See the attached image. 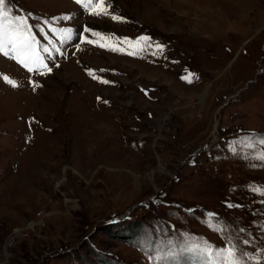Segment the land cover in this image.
<instances>
[{"label": "rangeland", "instance_id": "1", "mask_svg": "<svg viewBox=\"0 0 264 264\" xmlns=\"http://www.w3.org/2000/svg\"><path fill=\"white\" fill-rule=\"evenodd\" d=\"M104 2L5 0L0 264H264V0Z\"/></svg>", "mask_w": 264, "mask_h": 264}, {"label": "snow or ice", "instance_id": "2", "mask_svg": "<svg viewBox=\"0 0 264 264\" xmlns=\"http://www.w3.org/2000/svg\"><path fill=\"white\" fill-rule=\"evenodd\" d=\"M78 4H81L83 7L87 8L92 12L93 15H107L106 5L104 0H98V2L93 3V0H76ZM112 19H119L118 17L113 16ZM87 31V29H85ZM66 35H70L67 33ZM93 35H98L93 33ZM147 37L139 38L135 43L136 45H141V42H147ZM132 43V42H128ZM103 46V45H101ZM150 46V45H149ZM158 51H163V47L160 45H155ZM115 50V49H113ZM143 51V46L139 49ZM45 52L48 49H44ZM0 54H3L5 57L15 60L17 63L25 67L29 72L33 71L31 64L39 63L45 68L47 65L43 64V58L39 56L37 51V42L32 37L31 31L26 23V19L20 16H12L6 9L5 0H0ZM129 55L134 53L129 52ZM50 71V69H48ZM89 75H93L91 72ZM194 74L189 73L187 76L182 77L188 83L192 82ZM93 78H95L93 76ZM4 80L15 87V83L10 80L8 77H4ZM102 83H109L108 81H101ZM36 85H34L35 87ZM264 159V157H262ZM264 195V192L261 193ZM217 231H223V228L215 229ZM245 244H248L249 241L245 240ZM203 255L206 257L205 264H245L243 260V255H238L237 246L229 242V246L220 249H213L211 246H205L202 250ZM215 257V259L213 258ZM251 259H255L252 257ZM259 264V261H257Z\"/></svg>", "mask_w": 264, "mask_h": 264}, {"label": "bare ground", "instance_id": "3", "mask_svg": "<svg viewBox=\"0 0 264 264\" xmlns=\"http://www.w3.org/2000/svg\"><path fill=\"white\" fill-rule=\"evenodd\" d=\"M229 24V23H228ZM183 91H185V90H183Z\"/></svg>", "mask_w": 264, "mask_h": 264}, {"label": "water", "instance_id": "4", "mask_svg": "<svg viewBox=\"0 0 264 264\" xmlns=\"http://www.w3.org/2000/svg\"><path fill=\"white\" fill-rule=\"evenodd\" d=\"M242 91V90H241Z\"/></svg>", "mask_w": 264, "mask_h": 264}]
</instances>
